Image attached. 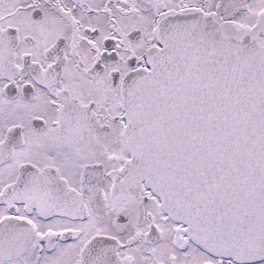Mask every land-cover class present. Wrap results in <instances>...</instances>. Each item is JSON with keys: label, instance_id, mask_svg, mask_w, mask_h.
<instances>
[{"label": "snow or ice", "instance_id": "obj_1", "mask_svg": "<svg viewBox=\"0 0 264 264\" xmlns=\"http://www.w3.org/2000/svg\"><path fill=\"white\" fill-rule=\"evenodd\" d=\"M0 264H264V0H0Z\"/></svg>", "mask_w": 264, "mask_h": 264}]
</instances>
